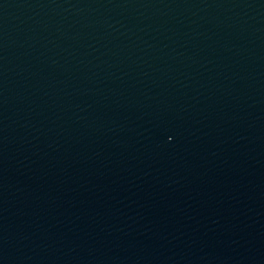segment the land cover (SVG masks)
<instances>
[{
    "label": "water",
    "instance_id": "obj_1",
    "mask_svg": "<svg viewBox=\"0 0 264 264\" xmlns=\"http://www.w3.org/2000/svg\"><path fill=\"white\" fill-rule=\"evenodd\" d=\"M0 264H264V0H0Z\"/></svg>",
    "mask_w": 264,
    "mask_h": 264
}]
</instances>
